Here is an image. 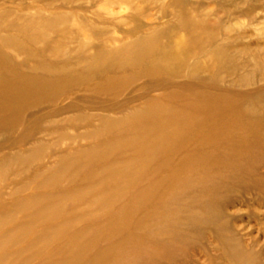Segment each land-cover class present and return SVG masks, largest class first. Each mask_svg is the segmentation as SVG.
<instances>
[{
  "label": "rangeland",
  "instance_id": "374dc122",
  "mask_svg": "<svg viewBox=\"0 0 264 264\" xmlns=\"http://www.w3.org/2000/svg\"><path fill=\"white\" fill-rule=\"evenodd\" d=\"M90 1L0 0V5L14 9L32 6L46 12L69 10L90 23L110 18L106 7L118 13L109 26L108 20L103 22L110 36L132 27L123 0H109V4L108 0ZM126 1L146 8V27L139 31H146L151 23H156L152 28L172 21L170 15L164 14L162 0ZM190 1L198 10L189 11L194 28L216 36V46L225 47V56L210 64L211 78H206L209 71L205 70L200 72L203 81L200 77L167 81L175 83L172 88L176 91L186 93L199 91L201 86L231 90L232 108L228 105L226 112L220 111L219 123L214 122L212 115L203 122L191 118L195 111L183 117L181 111L174 114L164 110L156 118L153 112L142 111L147 104L145 99H139L128 108L142 105L139 111L143 113L116 123L92 120L86 126H72L73 121H61L64 116L75 114L71 110L54 117L57 123L51 130L56 131L51 134L46 133L45 122L33 128L26 144L37 140L54 144L11 163L15 179L7 182L6 188L28 181L33 172L48 165L55 172L68 173L49 183L53 191L74 193L86 188L60 204L61 213L54 217L55 222L61 223L69 221L67 214L74 213L78 219L72 229L65 226L64 233L57 239L56 235L48 238L41 250L45 246L49 251L57 248L65 253L96 234L100 249H104L103 243L105 250L112 248L121 255L132 253L126 264H264V0ZM48 4L53 8L49 9ZM179 33L177 30V37ZM87 34L93 38L90 31ZM209 45L213 46L214 41L205 44ZM196 60L193 58L191 63ZM181 80L191 84H177ZM141 83L136 86L142 87ZM131 88L123 98L135 96L131 92L136 87ZM155 95L159 92L151 94ZM167 105L181 107L173 100ZM237 106L239 111L232 114ZM85 127L98 131L76 138L71 134L72 129L81 131ZM87 143V152L76 151ZM21 170H29V174L17 175ZM28 190L22 194L24 197L33 188ZM75 233L83 239L70 241L68 237ZM35 251L26 253L22 260ZM40 252L36 259L44 260V264L66 261L60 255L42 258ZM82 261L80 264L90 263Z\"/></svg>",
  "mask_w": 264,
  "mask_h": 264
},
{
  "label": "bare ground",
  "instance_id": "6f19581e",
  "mask_svg": "<svg viewBox=\"0 0 264 264\" xmlns=\"http://www.w3.org/2000/svg\"><path fill=\"white\" fill-rule=\"evenodd\" d=\"M162 1V9L166 7L164 14L170 15L172 21L151 28L156 23H151L149 19L151 24L148 29L139 31L146 27L147 22L143 18L146 8L123 0L129 12L127 18L133 24L132 27L126 25L130 28L113 36L103 24L108 20L106 25L109 26L118 15L110 8L104 7V10L112 18L90 23L69 10L46 12L32 6L14 9L0 5V259L3 264H44V260L36 259L43 244L55 235L54 239H57L59 234L64 233L65 226L72 229L78 219L74 213H69L66 215L69 221L55 222L61 213L60 204L86 189L78 188L74 193L53 191L49 183L60 176L65 178L68 173L63 170L55 172L49 165L33 172L28 181L6 188L7 182L15 179L10 169L11 163L48 147L50 149L54 144L44 140L26 144L25 140L31 137L33 128L45 122L46 133L51 134L56 131L51 130L57 123L54 117L71 110L75 114L64 116L61 121H73L72 126H86L92 120H98L100 124L116 123L143 113L139 111L142 105L128 108L139 99L146 100V109L142 111L147 114L153 112L156 118L161 117L164 110L174 114L181 111L180 116L183 117L195 111L191 118L196 117L203 122L213 116L216 118L214 122L219 123L222 121L220 111L226 112L228 105L232 108L229 104L233 98L231 90L201 86L199 91L186 93L173 89L174 82L168 83L167 79L178 81L198 77L203 81L200 72L213 70L209 68L210 64L225 56V47L216 46V36L207 34L201 28L198 29L202 32L194 28L189 11L198 10L193 8L190 0ZM144 2L147 3V0ZM47 6L53 8L50 4ZM102 10L99 8V11ZM169 30L172 33L167 35ZM175 37L177 42L172 40ZM162 39H166L164 43H160ZM208 40L214 41V45L205 46L210 42ZM193 58L198 60L191 63ZM208 73L206 78H211L213 72ZM139 82H142V87L136 86ZM185 82L181 80L177 84H191ZM132 86L136 87L131 92L135 96L123 98ZM154 92H159V95L151 96ZM171 100L180 103L181 107H169L167 102ZM238 111L239 106L232 114ZM72 131L76 138L86 136L87 132H97L98 129L87 130L85 127L81 131ZM18 132L20 135L16 136ZM89 149L87 143L76 151L87 152ZM28 172L21 170L17 175H27ZM11 174L13 179L10 178ZM31 188L33 191L24 197L22 194ZM98 237L95 234L82 241L79 248L65 253L57 248L49 251L44 246L40 255L42 258L43 255L63 256V260H66L64 264H80L82 260L90 262L88 264H118V261L119 264H126L130 260L132 253L121 255L112 248L105 250L103 243L101 247L104 249H100V241L96 242ZM68 238L74 242L83 239L78 233ZM31 250H36V254L22 260ZM60 263L56 260L50 264Z\"/></svg>",
  "mask_w": 264,
  "mask_h": 264
}]
</instances>
